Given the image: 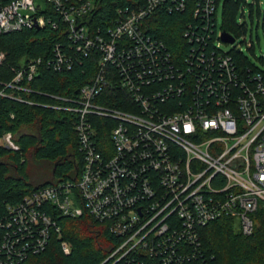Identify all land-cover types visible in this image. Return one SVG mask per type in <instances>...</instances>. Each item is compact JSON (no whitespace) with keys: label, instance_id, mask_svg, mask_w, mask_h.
I'll use <instances>...</instances> for the list:
<instances>
[{"label":"built area","instance_id":"2783aa9c","mask_svg":"<svg viewBox=\"0 0 264 264\" xmlns=\"http://www.w3.org/2000/svg\"><path fill=\"white\" fill-rule=\"evenodd\" d=\"M219 2L144 0L116 9L102 29L88 23L94 0H0V35L64 29L48 57L22 56L10 67L0 99L70 114L81 162L75 177L6 207L0 264L44 252L60 219L83 215L119 240L100 264H212L201 229L228 219L252 234L264 205V71L243 58L236 38H219L228 51L216 43ZM160 12L186 18L178 53L150 31ZM88 58L95 71L78 93L43 94L54 104L28 98L40 71L67 73ZM0 147L19 149L10 132Z\"/></svg>","mask_w":264,"mask_h":264},{"label":"trees","instance_id":"16d2710c","mask_svg":"<svg viewBox=\"0 0 264 264\" xmlns=\"http://www.w3.org/2000/svg\"><path fill=\"white\" fill-rule=\"evenodd\" d=\"M143 1L94 0L95 8L88 17V23L92 27L104 29L116 9L136 8ZM241 1L226 0L223 3L221 28L234 38L240 37L245 31L243 24L235 22ZM185 21L186 18L181 14L160 12L158 18L152 20L150 31L178 53L182 46L181 34ZM63 31L61 27L53 30L46 26L0 35V51L6 53V61L0 65V81L6 82L12 78L10 67L20 57H48L52 46L65 39ZM94 71L89 58L67 73L42 70L29 84L35 93L28 98L37 104H54V100L43 94L75 95L81 86L89 82ZM22 96L26 97L24 94ZM104 104L112 105L109 102ZM6 132L12 133L19 149L13 151L0 147V217L8 205L20 201L33 191L75 177L81 163L72 119L66 112L0 99V137ZM104 138L108 141L106 134ZM29 160L51 164L52 179L36 186L29 183L22 171ZM253 220L254 230L248 236L236 230L228 219L212 222L201 229V249L207 260L212 264H264V205L253 214ZM58 223L60 233L51 237L46 250L21 264H100L119 244L106 224L88 215L62 218ZM60 241L68 243V254L63 253Z\"/></svg>","mask_w":264,"mask_h":264},{"label":"rangeland","instance_id":"374dc122","mask_svg":"<svg viewBox=\"0 0 264 264\" xmlns=\"http://www.w3.org/2000/svg\"><path fill=\"white\" fill-rule=\"evenodd\" d=\"M224 1L226 0H220L217 6L216 43L220 44L223 50L228 51L230 50V46L221 43L219 40L222 33H225L221 28ZM258 15H260V17ZM263 19L264 0H242L240 2L235 14V22L236 24H243L245 31L241 33L240 38H236L237 44H239L238 46L243 58L262 71H264ZM242 37H244V39H242ZM22 171L23 174L27 175V181L35 186L52 179V165L46 162L29 160Z\"/></svg>","mask_w":264,"mask_h":264},{"label":"water","instance_id":"95a60500","mask_svg":"<svg viewBox=\"0 0 264 264\" xmlns=\"http://www.w3.org/2000/svg\"><path fill=\"white\" fill-rule=\"evenodd\" d=\"M221 40L224 43H229V44L233 43V37H231L230 35H228L226 33H222Z\"/></svg>","mask_w":264,"mask_h":264}]
</instances>
